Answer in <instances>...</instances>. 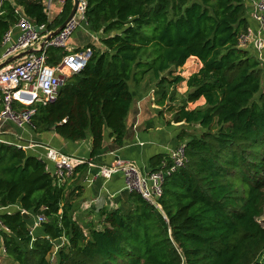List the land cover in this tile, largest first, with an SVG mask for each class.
<instances>
[{
  "label": "trees",
  "instance_id": "16d2710c",
  "mask_svg": "<svg viewBox=\"0 0 264 264\" xmlns=\"http://www.w3.org/2000/svg\"><path fill=\"white\" fill-rule=\"evenodd\" d=\"M88 26L100 35L87 66L71 76L55 102L36 104L35 133L70 142L91 139V157L106 131L123 145L135 93L153 89L156 104L172 106L183 129L186 161L169 174L158 206L132 193L134 207L101 210V228L74 218L88 163L74 185H61L28 150L0 142V220L7 257L15 264H264V61L240 45L250 29V0H86ZM252 5V3H251ZM72 0L49 19L43 0H0V53L22 16L56 30ZM47 50L52 66L66 55ZM192 57L201 69L174 76ZM167 73V75L162 76ZM135 88V89H134ZM260 95V102L256 97ZM205 99L202 107L190 103ZM3 104L0 101V113ZM170 155L151 159L152 172L169 170ZM24 212L30 215L24 217ZM39 216L46 218L33 229Z\"/></svg>",
  "mask_w": 264,
  "mask_h": 264
},
{
  "label": "crops",
  "instance_id": "0c3cea01",
  "mask_svg": "<svg viewBox=\"0 0 264 264\" xmlns=\"http://www.w3.org/2000/svg\"><path fill=\"white\" fill-rule=\"evenodd\" d=\"M43 2L47 8L49 19L53 21L62 13L66 0H43ZM251 3L252 0H250V6ZM250 30H258V24L252 17L250 18ZM19 35L20 29L14 26L12 28V38L6 47L16 43ZM91 46L101 47L100 35L94 33L88 26L87 21H80L79 27L69 40L68 51ZM248 49H252L257 56L252 46H249ZM192 59L197 58L192 57ZM199 63L198 71L202 67L200 61ZM165 75L167 73L162 76ZM184 78L188 79V77ZM181 84H185L186 92L188 90L186 82ZM135 96V102L127 118V130L123 145H116L114 139L110 137L109 131H106L103 150L95 158L91 157V139L70 142L62 139L55 132L37 134L29 126L20 128L12 121H2L0 123L1 140L23 145L32 155L43 160L47 164V169L52 173L55 171V164L47 160V148H54L68 156L83 159L88 163L87 177L80 183L83 186V193L76 201L74 213V218L85 229L91 225L101 228V210L121 209L129 211L134 207L132 193L125 189L123 174L114 173L108 178L101 174L102 168L110 167L116 160H126L134 163L142 175H148L152 172L151 159L159 154L170 155L180 146L179 133L183 129L189 131L185 127L187 126L186 123L177 124L172 122L169 124L173 116L169 109L172 106L180 105L179 101L174 103L167 101L165 106H158L153 89L147 93H135ZM201 100L205 104V99L202 98L199 101ZM78 176L79 173L74 172L71 178L59 183L72 187ZM5 258L6 256L0 253V264H4Z\"/></svg>",
  "mask_w": 264,
  "mask_h": 264
},
{
  "label": "built area",
  "instance_id": "2783aa9c",
  "mask_svg": "<svg viewBox=\"0 0 264 264\" xmlns=\"http://www.w3.org/2000/svg\"><path fill=\"white\" fill-rule=\"evenodd\" d=\"M251 8V17L258 24V30L249 29L248 33L240 37V45L244 48L252 46L258 59L264 61V0H252ZM86 10L87 2L81 0L74 19L49 41L46 38L53 30H48V26L39 28L25 16L15 25L20 29L17 42L6 47L12 38V29L8 31L4 38V50L0 53V63L30 49L34 52L0 70V101L3 104L0 123L12 121L20 128L32 127L31 120L36 111L34 106L55 102L60 89L66 85L69 78L87 66L93 56L92 47L68 51L69 40L79 27L80 21H86ZM43 43L44 49L41 50ZM49 48L68 52L59 64L52 66L48 63ZM0 142L12 144L1 139ZM14 145L26 149L21 144ZM170 157L174 164L169 170L142 175L134 163L116 160L110 167L102 168L101 174L109 178L114 173H122L127 191L140 194L143 199L158 206L157 200L163 194L166 177L178 167H182L186 161L184 147L179 146L171 152ZM46 158L55 164L53 174L60 182L71 178L78 164L86 163L83 159L68 156L54 148H47ZM45 220V217L39 216L33 229ZM3 231L8 232V229L0 220V253L7 257L6 246L1 237Z\"/></svg>",
  "mask_w": 264,
  "mask_h": 264
},
{
  "label": "rangeland",
  "instance_id": "374dc122",
  "mask_svg": "<svg viewBox=\"0 0 264 264\" xmlns=\"http://www.w3.org/2000/svg\"><path fill=\"white\" fill-rule=\"evenodd\" d=\"M199 66H200V63L197 59H191V60H188L187 63L185 64V66L181 67V68H177V69H173V72H174V76H184V77H189L191 74L195 73L198 71L199 69ZM176 90H177V94H179V103L181 102L182 100V96H185L186 92H185V84H180L176 87ZM185 92V93H184ZM180 93H184V94H180ZM263 93H264V87H263ZM256 101L260 102V95H258L256 97ZM204 104H203V101H199V102H196V103H190L188 105V108L191 109V108H198V107H202ZM127 122H128V119H127ZM186 128L189 129V132L191 134H199L200 133V129L198 127H194V126H185ZM258 222L263 226L264 228V214L261 218L258 219ZM56 253H57V250H55L52 254H51V261H52V264H57V260H56ZM5 262L4 264H14L13 261L6 257L5 258Z\"/></svg>",
  "mask_w": 264,
  "mask_h": 264
},
{
  "label": "water",
  "instance_id": "95a60500",
  "mask_svg": "<svg viewBox=\"0 0 264 264\" xmlns=\"http://www.w3.org/2000/svg\"><path fill=\"white\" fill-rule=\"evenodd\" d=\"M80 1L81 0H72L73 6H72V9H71V12H70L69 16L67 17V19L65 20V22L61 26H59L56 30H53L48 35V37L46 38L47 41H49L50 39L55 37L63 28L66 27V25L68 23H70L74 19L75 15H76V13L78 11V8H79V5H80ZM43 49H44V43L41 45V50H43ZM33 52H34V50L30 49V50H28L26 52H23V53L19 54V55H15V56H12V57L6 59L4 62L0 63V70H2L3 68L7 67L8 65L14 63L17 60L22 59L23 57H25V56L33 53ZM24 217L29 218L30 215L27 214L26 212H24Z\"/></svg>",
  "mask_w": 264,
  "mask_h": 264
}]
</instances>
